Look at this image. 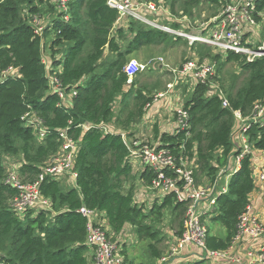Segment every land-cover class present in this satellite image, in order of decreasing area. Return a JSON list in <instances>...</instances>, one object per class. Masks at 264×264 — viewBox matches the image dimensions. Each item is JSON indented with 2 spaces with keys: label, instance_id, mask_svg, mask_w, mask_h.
<instances>
[{
  "label": "trees",
  "instance_id": "1",
  "mask_svg": "<svg viewBox=\"0 0 264 264\" xmlns=\"http://www.w3.org/2000/svg\"><path fill=\"white\" fill-rule=\"evenodd\" d=\"M165 1L172 14L180 11L181 16L190 18L201 4L220 10L230 3ZM107 2L72 0L65 21L55 4L46 8L41 0H0V264H88L87 218L79 212L81 208L103 212L115 234L132 227L138 239L149 240L153 259L160 257L154 242L160 240L158 225L165 212L169 213L175 236L183 232L185 201L178 202L169 194L146 211L134 199L135 176L128 161L132 146L127 141L131 139L129 130L141 121L144 108L154 100V88L159 87L139 85L140 75L129 78L124 69L130 57L142 48L188 47V41L132 18L124 19L125 28L114 29L118 13ZM259 14H264V0L255 1L256 23L264 20ZM36 19L43 24L40 35L33 24ZM171 25L179 28L175 23ZM49 34L53 37L48 47V68L44 45ZM190 49L196 50L199 62L210 60L215 65L216 74L211 79L220 84L218 92L212 93L209 81L193 87L184 102L189 137L184 132L159 133L157 127L154 136H159L174 155L184 145L188 162L195 166L196 182L202 184L206 179L214 183L220 170L240 154L233 144L235 113L249 120L244 135L250 149L264 150V124L252 121L256 108L264 105V57L248 62L244 55L214 53L212 47L200 43ZM229 63L236 66L237 72L220 80L219 75ZM9 69L16 75L2 78ZM54 78L65 89L67 103L51 91ZM117 101L119 107L115 109ZM25 114L41 120L48 131L43 140H37L33 127L26 126L22 120ZM85 125H89L88 130L82 129ZM61 131L77 142L75 185L66 188L62 180L45 176L39 191L49 201V208L19 216L10 207L18 190L4 184L7 171L3 157L21 156V182L35 183L59 151ZM153 177L154 173L146 169L140 180L149 187ZM254 188L251 155L246 154L239 171L229 179L226 193L216 200L210 221L221 226L224 235L208 225V249H229Z\"/></svg>",
  "mask_w": 264,
  "mask_h": 264
},
{
  "label": "built area",
  "instance_id": "2",
  "mask_svg": "<svg viewBox=\"0 0 264 264\" xmlns=\"http://www.w3.org/2000/svg\"><path fill=\"white\" fill-rule=\"evenodd\" d=\"M72 0H52L58 10L64 14L63 19L68 20V3ZM156 1V0H155ZM256 0H238L237 3L230 2L221 13L210 19V25L199 32L178 31L168 25H161L158 21L160 11H168V6L161 3L163 7L157 11V7L152 0H139V6L136 3L133 6V0H108L107 4L115 9L118 13V21L126 18H132L147 24L155 29L161 30L167 34L185 38L191 46L195 43L208 45L218 49L220 52L231 51L236 54L246 56L248 62H253L257 58L264 57V37L253 43L251 46L246 35H253L256 28L259 29L260 24L256 23L253 18L255 12ZM259 16L263 17L262 14ZM36 28V34L42 32V21L36 19L33 21ZM255 37V36H254ZM151 63V62H150ZM147 65L139 64L134 60L128 61L124 69L129 78L134 77L138 73L149 70ZM174 82L168 88L172 90L181 81L188 79L195 83L204 84L209 81L215 74V65L207 61L198 62L196 60L186 62L179 70H172ZM9 75H16L13 69H9L2 75L5 78ZM178 79V80H177ZM51 91L63 101L67 99L65 89L61 88L59 81L54 78L50 82ZM75 92L72 93V96ZM162 97V96H160ZM262 106H258L257 114L253 117V122H259L262 112L259 111ZM176 112L177 131L184 132L185 136L189 135V119L188 112L183 108H178ZM238 119L243 120L238 113L235 114ZM22 120L26 126H31L37 136V140L41 141L48 132L43 126L40 119L30 114H25ZM249 121V120H246ZM248 124V123H247ZM89 126H82L88 130ZM248 126H244L241 131L244 134ZM123 141L126 136L121 134ZM62 143L59 151L54 155L42 170L39 180L32 184H24L21 182L18 172L7 170L4 184L18 190V196L12 200L11 209L19 216L25 215L27 212H37L42 209L49 208V201L44 199L39 191V183L45 176L53 180H63L67 176L76 177L74 171V159L77 152V142L73 141L65 131L59 133ZM241 151L237 156L236 163L240 165L244 155L250 153L249 146L246 145L245 137L242 136ZM132 145V144H131ZM129 160L138 161L142 165L154 173L149 188L152 191L162 193L164 195L173 194L174 200L178 202L185 201L187 203L186 212L184 214L183 232L180 237L174 236L173 246L168 253L160 258L161 264H166L170 260L181 257L182 251L188 246L199 250L201 257L210 262L221 260H231L230 250L235 244L243 241L244 238L259 239L264 237V224L251 214L250 207L239 217L237 225V233L233 242L227 251H214L208 249L206 245L208 226L205 223L204 216L211 215L219 195L226 193V188L219 189L218 177L214 183L208 181L206 184H198L195 180V166L188 162L185 156L184 145H181L177 155L171 150L160 145L151 146L149 144H134L130 146ZM226 169L220 171V175L226 174ZM228 171V170H227ZM258 182H264V158L263 163L256 175ZM202 204L206 207L202 209ZM87 218V236L86 246L89 249V255L95 264H124L123 257L119 252L118 245L113 241L110 234L100 223H95L92 218L95 211L81 208L79 211ZM257 261L264 264V241L258 247ZM238 261V260H235Z\"/></svg>",
  "mask_w": 264,
  "mask_h": 264
},
{
  "label": "rangeland",
  "instance_id": "3",
  "mask_svg": "<svg viewBox=\"0 0 264 264\" xmlns=\"http://www.w3.org/2000/svg\"><path fill=\"white\" fill-rule=\"evenodd\" d=\"M41 1L46 8L50 4H54L52 2V0H50V1L49 0H41ZM152 1L154 2V5L157 7V11L160 10L161 8H163L160 6L161 3L164 5V7L167 5L169 6L168 3H167V5L165 4L166 3L165 0H156V1L152 0ZM230 2H232L231 4H235L238 2V0H230ZM135 3H136V7H138L139 6V0H133L132 5L134 6ZM165 9L168 11H162V9L160 11V14L158 16L159 23L161 25H168V26H171V24L175 23L179 27V28H177L178 31H183V32H184V30L185 31H191V32L202 31L204 28H207L210 25V19L213 18L214 16H216L217 14L219 15L221 13V10H222V9L214 10L213 7L209 6L208 4H201L200 6H198L197 8H195L193 10L192 16L190 18V17H186V16H181L180 11H177L178 14H172L170 9H167V8H165ZM44 21H46V19L43 17V22ZM123 21L122 20L117 21L114 29L119 28L121 26L125 28V23H122ZM257 32H258L257 37L262 38L261 30L260 31L258 30ZM52 37H53V35L49 34L45 40L46 45H44V51H45L44 62L46 63L48 68L51 66L50 56L48 53V47H49V42L52 40ZM175 37H177V36H175ZM182 37L183 36L181 35L180 38H182ZM182 39H185V38H182ZM187 45H188V47L183 46L182 44H178L175 47H170L168 45H161L159 47L151 46L149 48H142L139 51V53L130 57V60H134V61H136L142 65H147L149 62H151L149 64V68L152 70L157 69L158 65L162 66L161 69L163 71L165 70L162 73V75L156 74V75H153V77H150V76H152L151 75L152 72H142L139 74L140 75L139 76V85H141L142 83H148V84H151L150 86L155 84L156 85L155 87L160 88V92H159L160 94H157V96H155L153 94L154 99L155 98L159 99L158 97L164 96L165 94H166V96L169 97L170 93L168 90V86H169V84L174 82V76L170 73V72H172V70H179V68H181L186 62L199 59L198 54L196 53V50L190 49V45L189 44H187ZM213 52L216 53V52H220V51L216 48H213ZM206 61L210 63V60H206ZM237 70L238 69L236 68V66L234 64L229 63L222 70L221 74L219 75V79L223 80L225 78H228L230 74L237 72ZM214 76H212V77H214ZM137 77L138 76H136V78ZM189 81H192V80L189 79ZM181 83H184V82L181 81ZM209 85L211 86L212 90H216V89L218 90L219 86H220L219 83H215L214 81H212V79L209 80ZM176 89L179 90V92L177 94L180 96L182 102H184L187 99L186 97L190 96L191 93L193 92L192 91L193 85H192V83H187V85L182 84V85H179L178 88H175V90ZM186 94H188V95H186ZM171 96L172 95L170 94V97ZM64 98H66V94H65ZM164 119H165L164 124H166L169 127L170 122L168 121V119H170L171 122L173 121V113L172 112H170V113L166 112V116ZM153 125H155V124H153ZM143 134L144 135H142V136L141 135L131 136V139H129L127 141L132 145L141 143V144H149L151 146H154L155 143L157 142L155 136L146 135L147 133H143ZM20 162H21V156H18V157H12V156L6 157V156H4L3 157V164L7 168L6 171L9 169L16 170V169H12V168H17V167L19 168ZM140 171H141V168L132 169V174L135 176L134 195L138 196V195H143L145 193L147 198L142 203L139 202V205L145 206V210L147 211L149 208H151L153 206V204H155V203L158 204V202H157L158 200H160V203H161L162 198L157 195L158 194L157 192H154L151 189H145L138 182V177H139ZM69 177H67L68 179H66L64 181L62 180L63 181L62 184H64V186L65 187L67 186L68 188L73 186V185H71L72 183L69 182V179H70ZM210 223L213 224L214 226H217L216 223H212L211 221H210ZM206 225H208V224H206ZM218 227L220 228V231L223 233L224 230L222 229V227L221 226H218ZM172 228L173 227H171L169 213L165 212L162 221L158 225L159 239L160 240L156 243L154 242L156 248L160 252V256L161 255L165 256L168 253L169 249L173 246L174 241L171 237V233L174 230ZM122 239L124 241L127 240V242H128L126 244V247H125V258L128 261L130 260V262H132V264H149V262H150L149 260L153 259L150 256L149 250H148V244L150 243L149 240L138 239V237L135 235L132 227H130V226L125 227L123 237H121V241H122ZM88 253H86V254H88ZM198 264H203V262H200Z\"/></svg>",
  "mask_w": 264,
  "mask_h": 264
},
{
  "label": "crops",
  "instance_id": "4",
  "mask_svg": "<svg viewBox=\"0 0 264 264\" xmlns=\"http://www.w3.org/2000/svg\"><path fill=\"white\" fill-rule=\"evenodd\" d=\"M263 17H261L262 19H264V14H262ZM264 22V20H263ZM263 22L259 23L260 27L259 29L256 28L254 30V36L253 35H246V39L248 41V43L251 46L257 45V44H253L257 41H259V39H262L264 37V32L262 31V24ZM261 30V35L262 38H258L257 37V31ZM199 62V60H196ZM206 61V60H203ZM202 61V62H203ZM211 63V62H210ZM150 64V62H149ZM212 64V63H211ZM162 66L158 65L157 69H149L145 72H152V76L153 75H162V73L165 71H163L161 69ZM172 74V72H170ZM140 74V73H138ZM138 74H136L134 77H136ZM215 74H216V70H215ZM214 74V75H215ZM173 75V74H172ZM184 83H179L178 85H176L172 90H169V93L173 96L169 97L166 96V94L162 97H158L159 99H154L152 103L146 105V107L144 108V114L143 117L141 119V121L137 124H134L131 126V129L129 130V132L131 133V136H138V135H144L143 133H147L146 135L149 136H154L155 135V127H157V130L159 133H167V134H175L177 131V123H176V112L175 110L178 108H183L184 109V102H182L180 96L177 94L179 92L178 89L175 90V88H178L179 85H187V83H192L193 87L195 86V82L186 80L183 81ZM170 85V84H169ZM193 91V89H192ZM216 90H212V93L216 92ZM160 88H154L153 90V94L155 96H157V94H160ZM218 92V91H217ZM188 95V94H186ZM185 95V96H186ZM189 97V96H188ZM186 97V98H188ZM119 99V98H118ZM68 101H65V103H67ZM119 107V102L117 101V103L114 105L115 109H118ZM262 112L261 117H260V121L264 124V105L261 107V109L259 110ZM166 112L173 113V121L171 122L170 119H168V121L170 122V126L168 127L166 124H164L165 122V116H166ZM236 114V113H235ZM164 116V117H163ZM236 117V115H235ZM237 119L236 125L234 127L233 130V144H234V150L235 152H239L241 151V140H242V136L245 137V141H246V145L249 146V142L248 139L246 138V136L244 134H242L241 129L247 125V121L246 120H241V119ZM155 124V125H153ZM85 126H89V125H85ZM154 126V127H153ZM153 128V129H152ZM83 129V128H82ZM85 130V129H83ZM123 135H125L122 132ZM159 136L156 139V143L155 145H160V146H164V144H162L159 141ZM250 149V147H249ZM251 155V170H252V179L255 185L254 191L249 195V207H250V212L252 215H254L258 221L262 224H264V201H263V197H264V182H258L256 175L257 172L259 171L262 163H263V158H264V150H255V149H250V153ZM236 159L237 156L234 157V159L231 160L229 166L227 167L228 169H226V174L220 175V178L218 180V184H219V189L222 188H226V185H228V181L229 179L239 171L240 169V165L236 163ZM129 163L132 167V169H137V168H141L139 177H138V182L145 188V189H150L148 186H145L143 184V182L140 180V175L142 172H144L146 170V168L142 165V163L138 162V161H133V160H129ZM6 168V167H5ZM7 169V168H6ZM12 169H16L14 171L18 172V167L17 168H12ZM11 170V169H9ZM223 170V169H221ZM220 170V171H221ZM228 170V171H227ZM13 171V170H12ZM69 177V176H67ZM64 178V180L68 179V178ZM69 182H71V185H75V178L73 177H69ZM203 184L208 183V180L203 179ZM227 191V188L225 189ZM156 192V191H154ZM158 193V194H157ZM156 194L162 198L166 196L162 193L157 192ZM157 196V197H158ZM134 199L136 201V203L139 204L142 203L143 201H145V199L147 198V196L145 195V193L143 195H134ZM158 204L160 203V200L157 201ZM206 207V204H202V209H204ZM212 216L206 214L204 216L205 219V223L208 225H211L212 228L217 232L218 235L222 236L224 235V232L222 233L220 231V228L217 226H214L213 224L210 223ZM92 221L95 223H100V225H102L110 234H112L113 237V241L116 242V244L118 245L119 248V252L121 254V256L123 257V262L124 264H132V262H130V260L128 261L125 258V247L126 244L128 243L127 240L124 241L122 239L121 241V237H123L124 234V230L125 228L118 234L113 233L110 230V227L108 225L107 222V218L105 216V214L103 212L100 213H95L94 218H92ZM207 225V226H208ZM223 229V228H222ZM224 230V229H223ZM172 232V231H171ZM121 236V237H120ZM175 236V232L171 233V237L172 239H174L173 237ZM264 241V237L263 238H259V239H250V238H244L243 241H241L238 244H235L233 246V248L230 250V256L232 257L231 260H221V261H216V262H210L208 260H204L201 257V254L199 252L198 249L188 246L187 248H185L182 253H181V257L176 258L174 260H170L168 263L166 264H198L200 262H203V264H259V262L257 261V257H258V247L259 245ZM129 245V244H128ZM89 251V249H88ZM88 253V252H87ZM163 257V255H161L158 258H154V259H150L149 264H161L160 263V258ZM86 258L88 260V264H95L94 260L90 257L89 253L86 254ZM238 260V261H235Z\"/></svg>",
  "mask_w": 264,
  "mask_h": 264
}]
</instances>
